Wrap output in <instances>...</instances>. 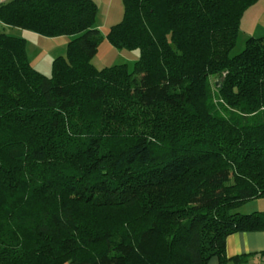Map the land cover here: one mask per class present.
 <instances>
[{
  "label": "trees",
  "instance_id": "16d2710c",
  "mask_svg": "<svg viewBox=\"0 0 264 264\" xmlns=\"http://www.w3.org/2000/svg\"><path fill=\"white\" fill-rule=\"evenodd\" d=\"M259 1L124 0L107 37L140 50L133 70L93 63L96 0L0 4V28L71 37L49 76L0 32V264L255 255L227 238L264 231V210L236 211L264 197V35L231 55Z\"/></svg>",
  "mask_w": 264,
  "mask_h": 264
},
{
  "label": "rangeland",
  "instance_id": "374dc122",
  "mask_svg": "<svg viewBox=\"0 0 264 264\" xmlns=\"http://www.w3.org/2000/svg\"><path fill=\"white\" fill-rule=\"evenodd\" d=\"M99 5V13L97 16L96 26L103 35V40L99 45L98 53L93 58V63L103 68L116 64L127 63L131 70L134 69L135 63L140 57V50L120 49L114 46L107 37V33L112 25L123 20L124 17V0H96ZM264 26V0H260L255 6L251 7L242 20V27L239 33L236 46L231 51V55L235 56L241 53L246 47V41L250 37L249 32L257 27ZM16 28L9 26H1L0 32L9 34H17ZM258 35L254 37H262L264 30H258ZM40 40H34L29 37L28 50L31 53V62L36 69L46 75L52 74V64L54 58L66 54L70 36L54 37L56 40L46 36H42ZM67 45V47H66ZM222 81V80H221ZM219 103V101H215ZM228 108V107H227ZM223 113L226 111L222 110ZM264 210V197L248 200L238 207L236 211L241 214L252 213L254 211Z\"/></svg>",
  "mask_w": 264,
  "mask_h": 264
},
{
  "label": "crops",
  "instance_id": "0c3cea01",
  "mask_svg": "<svg viewBox=\"0 0 264 264\" xmlns=\"http://www.w3.org/2000/svg\"><path fill=\"white\" fill-rule=\"evenodd\" d=\"M7 0H0V4L2 2H5ZM18 33L15 34L17 36H21L26 38L27 40V50H28V44H29V37H31L34 40H40L42 35L37 34L32 31L16 28L14 29ZM258 30L263 31L264 26L257 27L255 29L252 28V30L249 32L250 36H256L259 32ZM52 39H46V40H56L54 37H49ZM67 47V45H66ZM28 54L30 57V60L32 59L31 53ZM243 253H255L253 257L250 258V260L245 264H264V231H255V232H236L228 236L227 238V254L229 256H234L237 254H243ZM216 260L213 261V263Z\"/></svg>",
  "mask_w": 264,
  "mask_h": 264
}]
</instances>
